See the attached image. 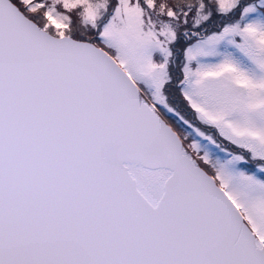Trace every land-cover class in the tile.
<instances>
[{
  "label": "snow or ice",
  "instance_id": "6c2138e0",
  "mask_svg": "<svg viewBox=\"0 0 264 264\" xmlns=\"http://www.w3.org/2000/svg\"><path fill=\"white\" fill-rule=\"evenodd\" d=\"M0 264H264V0H0Z\"/></svg>",
  "mask_w": 264,
  "mask_h": 264
}]
</instances>
